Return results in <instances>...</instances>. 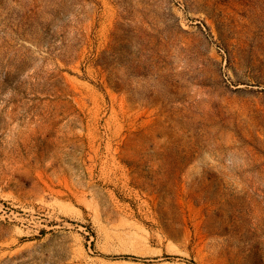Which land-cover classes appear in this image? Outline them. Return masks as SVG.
<instances>
[{"label":"rangeland","instance_id":"374dc122","mask_svg":"<svg viewBox=\"0 0 264 264\" xmlns=\"http://www.w3.org/2000/svg\"><path fill=\"white\" fill-rule=\"evenodd\" d=\"M0 264H264V0H0Z\"/></svg>","mask_w":264,"mask_h":264}]
</instances>
